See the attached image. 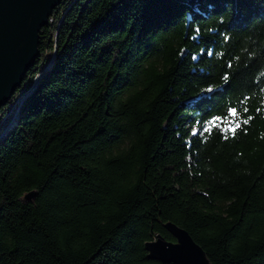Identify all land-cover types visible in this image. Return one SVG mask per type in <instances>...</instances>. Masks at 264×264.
I'll use <instances>...</instances> for the list:
<instances>
[{
    "label": "trees",
    "instance_id": "1",
    "mask_svg": "<svg viewBox=\"0 0 264 264\" xmlns=\"http://www.w3.org/2000/svg\"><path fill=\"white\" fill-rule=\"evenodd\" d=\"M38 50L0 106L46 70L0 133V264H176L167 222L264 264V0H63Z\"/></svg>",
    "mask_w": 264,
    "mask_h": 264
},
{
    "label": "water",
    "instance_id": "2",
    "mask_svg": "<svg viewBox=\"0 0 264 264\" xmlns=\"http://www.w3.org/2000/svg\"><path fill=\"white\" fill-rule=\"evenodd\" d=\"M62 1L0 0V106L23 83L38 56L40 31ZM15 116L3 134L14 123ZM35 194L30 191L26 198L31 199ZM165 227L175 240H167L158 234L146 243L150 257L176 264H210L203 248L186 229L173 222L165 223Z\"/></svg>",
    "mask_w": 264,
    "mask_h": 264
},
{
    "label": "rangeland",
    "instance_id": "3",
    "mask_svg": "<svg viewBox=\"0 0 264 264\" xmlns=\"http://www.w3.org/2000/svg\"><path fill=\"white\" fill-rule=\"evenodd\" d=\"M53 57H54V56H53ZM53 57H52V59L50 60L49 63L52 62ZM45 71H46V70H43L40 74L36 75V77H35V79H34V81H33V83H32L31 88H29V90L26 91V92L24 93V96H22L21 98L19 97V99L17 98V100L15 101V105L12 107L13 109H11V110L9 111V114L6 115L5 117H3V118L0 119V133H1L2 131L4 132V130L10 125V123H11L13 117H14L15 114L18 112L19 107L22 105V103H23V101H24V99H25V96L27 95L28 92H30V91L33 89V87L36 85V83L39 82V80L41 79V77L43 76V74L45 73ZM23 97H24V98H23ZM14 108H15V109H14ZM3 132L1 133V135L3 134Z\"/></svg>",
    "mask_w": 264,
    "mask_h": 264
},
{
    "label": "snow or ice",
    "instance_id": "4",
    "mask_svg": "<svg viewBox=\"0 0 264 264\" xmlns=\"http://www.w3.org/2000/svg\"><path fill=\"white\" fill-rule=\"evenodd\" d=\"M209 54H211V53H209ZM225 79L227 80V76L225 77ZM233 116H235L236 115V113H235V111H233ZM244 123L246 124V123H248V121L247 120H245L244 121ZM240 127V124L239 123H236L230 130L233 132V134L235 133V131H236V129L237 128H239Z\"/></svg>",
    "mask_w": 264,
    "mask_h": 264
}]
</instances>
